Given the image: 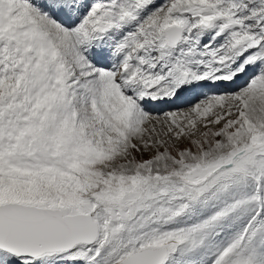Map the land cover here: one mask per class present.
<instances>
[{
    "label": "snow or ice",
    "instance_id": "obj_1",
    "mask_svg": "<svg viewBox=\"0 0 264 264\" xmlns=\"http://www.w3.org/2000/svg\"><path fill=\"white\" fill-rule=\"evenodd\" d=\"M0 264H264V0H0Z\"/></svg>",
    "mask_w": 264,
    "mask_h": 264
}]
</instances>
